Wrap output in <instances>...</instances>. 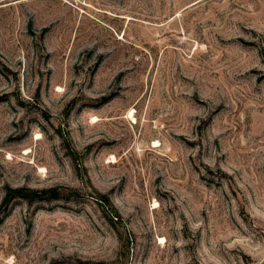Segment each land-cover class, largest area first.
Masks as SVG:
<instances>
[{
  "label": "rangeland",
  "instance_id": "374dc122",
  "mask_svg": "<svg viewBox=\"0 0 264 264\" xmlns=\"http://www.w3.org/2000/svg\"><path fill=\"white\" fill-rule=\"evenodd\" d=\"M0 264H264V0H0Z\"/></svg>",
  "mask_w": 264,
  "mask_h": 264
},
{
  "label": "trees",
  "instance_id": "16d2710c",
  "mask_svg": "<svg viewBox=\"0 0 264 264\" xmlns=\"http://www.w3.org/2000/svg\"><path fill=\"white\" fill-rule=\"evenodd\" d=\"M27 191V193H25ZM47 193V194H45ZM18 195L21 197L26 198L28 201H33L35 199H47V198H56L59 195L58 189L57 188H47V189H33V188H25V187H15L11 188L8 187L7 191L5 193V196L3 198V205L7 204L8 201L11 199L12 196ZM100 199L101 203L103 204L104 207L107 209H110L111 212L113 213V217H116V220H119L120 214L117 211V209L113 206L111 203L110 199L108 196L105 194H100ZM111 217H109L110 220H113Z\"/></svg>",
  "mask_w": 264,
  "mask_h": 264
},
{
  "label": "bare ground",
  "instance_id": "6f19581e",
  "mask_svg": "<svg viewBox=\"0 0 264 264\" xmlns=\"http://www.w3.org/2000/svg\"><path fill=\"white\" fill-rule=\"evenodd\" d=\"M131 18V17H130ZM128 116L134 119L133 109H130L128 111ZM154 143H157V141H154Z\"/></svg>",
  "mask_w": 264,
  "mask_h": 264
}]
</instances>
